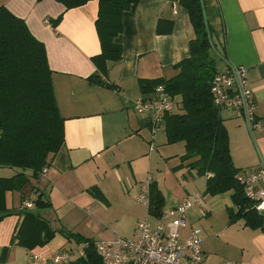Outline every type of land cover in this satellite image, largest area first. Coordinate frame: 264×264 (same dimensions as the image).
Segmentation results:
<instances>
[{
	"label": "crops",
	"instance_id": "crops-1",
	"mask_svg": "<svg viewBox=\"0 0 264 264\" xmlns=\"http://www.w3.org/2000/svg\"><path fill=\"white\" fill-rule=\"evenodd\" d=\"M204 2L216 31L214 42L223 55L217 58V71L237 66L247 69L260 129L250 134L237 110H221L220 116L227 130L232 163L238 174H248L264 160V0ZM0 7L22 19L29 32L43 43L55 102L64 120V147L53 157L51 166L37 179H30L21 192L6 194L11 214L0 222V264H30L33 255L52 258L62 252L74 255L70 262L75 261L85 245L68 241L62 230L96 242L133 239L139 222L155 227L158 217L137 202L140 186L148 177L163 198L161 212L185 198L202 197L203 206L187 213L188 225L180 236L185 240L191 228L201 230L204 264H264V233L246 227L243 219L229 223L228 210H236L230 193L204 195L206 177H197L194 171L182 167L184 143L167 144L163 129L153 134L149 116L137 114L130 105L142 97L139 80L172 78L176 74L173 66L189 57V42L195 32L177 0H140L123 13L122 32L115 39L121 59L108 62L106 75L101 77L114 89L88 82L97 72L91 59L100 53L94 26L97 1L69 10L55 0H0ZM58 17L59 22L52 27L49 21ZM158 23L161 30L171 27L170 31L157 33ZM68 165L72 168L67 170ZM92 187L100 191L106 203L93 198L88 191ZM40 194L50 204L35 209L33 201ZM134 199L145 215L137 218L131 235L107 234L108 212L133 213ZM211 202H222L223 207L207 206ZM24 203H31L28 210L55 231L46 245L32 250L11 245ZM261 215L264 217V211ZM204 217L208 222L202 230L192 219ZM3 249H7L5 257Z\"/></svg>",
	"mask_w": 264,
	"mask_h": 264
},
{
	"label": "trees",
	"instance_id": "trees-1",
	"mask_svg": "<svg viewBox=\"0 0 264 264\" xmlns=\"http://www.w3.org/2000/svg\"><path fill=\"white\" fill-rule=\"evenodd\" d=\"M55 1L69 10L92 0ZM95 1L98 11L94 26L100 53L91 59L97 72L88 78V82L114 89L101 77L106 75L108 62L121 59V48L115 39L122 32L123 13L134 8L140 0ZM177 2L188 15L195 32V38L189 42V57L173 66L176 74L172 78L139 80V92L143 98L150 99L157 86L165 88L175 102V109L163 117L162 129L167 144L184 143L182 167L194 171L197 177H206L204 195L213 197L230 193L236 210H228L229 223L243 219L246 227L264 233V217L252 209V203L245 198L237 182L239 170L231 160L221 110L212 103L211 81L218 73L217 58L223 55L213 39L216 31L206 4L204 0ZM60 18L50 20L49 24L55 27ZM170 29L161 30L158 23L156 32L167 33ZM51 78L43 43L29 32L22 19L0 7V168L21 170L10 177L0 176V222L11 214L6 207V194L21 192L30 179H37L51 166L53 157L64 147V120L57 109ZM71 168L68 165L65 169ZM88 191L93 198L106 203L96 187ZM49 204L42 194L33 201L35 209ZM162 207L163 198L152 182L148 213L159 217ZM19 213L22 219L11 238V245L32 250L46 245L54 237L55 231L40 216L28 209ZM60 233L68 241L85 245L83 255L69 264H103L95 252L93 240L64 230ZM6 253L7 249H3L2 256Z\"/></svg>",
	"mask_w": 264,
	"mask_h": 264
},
{
	"label": "built area",
	"instance_id": "built-area-1",
	"mask_svg": "<svg viewBox=\"0 0 264 264\" xmlns=\"http://www.w3.org/2000/svg\"><path fill=\"white\" fill-rule=\"evenodd\" d=\"M210 94L216 108L239 111L250 134L260 129L255 119V101L248 87L246 67L237 66L216 73L211 81ZM130 105L137 114L149 116L153 134L162 129L163 117L175 109L174 100L162 85L154 89L150 99L141 97ZM236 179L245 198L252 203V209L258 214L263 213L264 160L256 170L248 174H238ZM150 183L151 178L148 177L141 184L137 197V202L145 209L149 207ZM197 206H203L201 196L185 198L174 208L163 210L155 227L147 222H139L136 224L133 239L96 241L95 252L103 264H204L201 230L191 228L185 240L180 236V231L188 225L187 213ZM22 207L29 209L31 203H24ZM80 255H83V251ZM71 259L69 252L56 254L52 258L33 255L30 257V264H69ZM224 264L241 263L226 261Z\"/></svg>",
	"mask_w": 264,
	"mask_h": 264
},
{
	"label": "rangeland",
	"instance_id": "rangeland-1",
	"mask_svg": "<svg viewBox=\"0 0 264 264\" xmlns=\"http://www.w3.org/2000/svg\"><path fill=\"white\" fill-rule=\"evenodd\" d=\"M21 172L20 169L16 168H0V176H12L15 173ZM201 181V180H199ZM201 187V186H200ZM140 190V189H139ZM222 196L216 199H220ZM133 202V213H126V212H108L107 217L105 219V231L107 234H111L112 237H128L131 235L133 230V226L138 222L137 218H141L145 215L144 208L138 206L134 201ZM215 206L223 207L222 202H211L207 203V206ZM139 207V208H138ZM221 210V209H220ZM217 211H219L217 209ZM193 223H195L198 227L202 230L205 224L208 222V218H201L200 220L192 219ZM191 222V221H190ZM192 223V222H191ZM74 256V255H72Z\"/></svg>",
	"mask_w": 264,
	"mask_h": 264
},
{
	"label": "water",
	"instance_id": "water-1",
	"mask_svg": "<svg viewBox=\"0 0 264 264\" xmlns=\"http://www.w3.org/2000/svg\"><path fill=\"white\" fill-rule=\"evenodd\" d=\"M205 14V13H204ZM205 24H206V18H204Z\"/></svg>",
	"mask_w": 264,
	"mask_h": 264
}]
</instances>
